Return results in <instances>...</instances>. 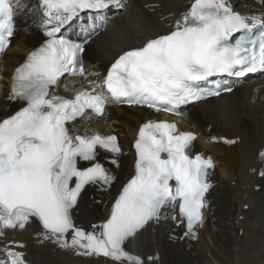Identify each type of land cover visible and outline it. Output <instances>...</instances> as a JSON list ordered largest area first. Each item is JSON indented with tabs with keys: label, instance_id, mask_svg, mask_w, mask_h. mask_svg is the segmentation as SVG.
<instances>
[{
	"label": "snow or ice",
	"instance_id": "snow-or-ice-1",
	"mask_svg": "<svg viewBox=\"0 0 264 264\" xmlns=\"http://www.w3.org/2000/svg\"><path fill=\"white\" fill-rule=\"evenodd\" d=\"M112 2L40 0L45 23H55L45 33L46 42L15 70L10 98L26 106L0 120V223L23 229L36 217L46 238L55 237L62 247L144 264L126 250V242L149 221L158 220L166 205L180 201L190 232L203 223L212 159L189 155L194 133L179 131L175 123H145L134 144L135 175L123 187L106 222L86 231L73 218L82 190L115 179L95 162L97 149L119 154L121 148L114 135H89L69 125L88 110L103 115L110 102L175 112L190 101L231 91L213 78L264 71V18L236 13L228 0H194L173 31L124 51L102 84H93L72 99L57 96L54 88L61 76L84 74L83 44L58 36L61 24L83 10L98 11ZM21 3L0 0V53L11 43L15 10ZM80 161L93 163L83 167ZM5 252L9 259L4 264H27L22 251Z\"/></svg>",
	"mask_w": 264,
	"mask_h": 264
},
{
	"label": "bare ground",
	"instance_id": "bare-ground-1",
	"mask_svg": "<svg viewBox=\"0 0 264 264\" xmlns=\"http://www.w3.org/2000/svg\"><path fill=\"white\" fill-rule=\"evenodd\" d=\"M193 1L118 0L107 8L88 10L96 16L87 23L74 17L62 23L60 30L85 32L90 39L82 59L86 73L63 77L54 88L55 94L66 99L76 91L102 84L124 51L174 28ZM228 4L250 19L264 18V6L258 0H228ZM15 14L12 45L0 55V120L22 107L20 100L10 98L12 78L26 56L44 41L40 29L46 23L40 0H22ZM231 81V92L194 103L180 117L163 116L175 119L181 130L197 135L190 150L212 159V183L205 197L203 223L193 231L184 234L177 204H169L134 244H127L129 252L140 256L144 264H264V175L260 171L264 161V72L231 76ZM149 118L159 119L160 113L110 102L102 116L85 115L73 124L89 135L113 133L121 146L119 154L97 152L96 160L115 179L109 185L92 184L85 190L75 210L79 223L99 226L109 217L112 204L134 173L136 131ZM5 249L22 251L27 264H126L62 247L55 237L46 238L31 218L23 229L0 223V264L9 259Z\"/></svg>",
	"mask_w": 264,
	"mask_h": 264
},
{
	"label": "rangeland",
	"instance_id": "rangeland-1",
	"mask_svg": "<svg viewBox=\"0 0 264 264\" xmlns=\"http://www.w3.org/2000/svg\"><path fill=\"white\" fill-rule=\"evenodd\" d=\"M116 2L118 1V0H115ZM126 1V0H125ZM259 2H261L262 3V5L264 6V0H258ZM110 5V4H109ZM113 9V8H112ZM110 12L112 11L111 9L109 10ZM93 14L92 15H90V13H89V11L88 10H83V11H81V13H78L76 16H74V20L75 21H80V20H82V23H83V20H85V21H89V20H91V19H93V18H95V16H96V13L95 12H92ZM41 22H43V19H42V21H40L39 22V26H40V24H41ZM75 23H77V22H75Z\"/></svg>",
	"mask_w": 264,
	"mask_h": 264
}]
</instances>
